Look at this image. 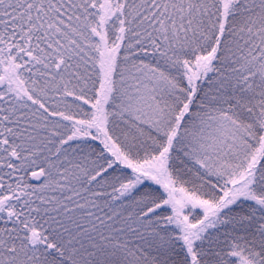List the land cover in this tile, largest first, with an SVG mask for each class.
I'll use <instances>...</instances> for the list:
<instances>
[{"label": "snow or ice", "instance_id": "6c2138e0", "mask_svg": "<svg viewBox=\"0 0 264 264\" xmlns=\"http://www.w3.org/2000/svg\"><path fill=\"white\" fill-rule=\"evenodd\" d=\"M0 264H264V0H0Z\"/></svg>", "mask_w": 264, "mask_h": 264}]
</instances>
